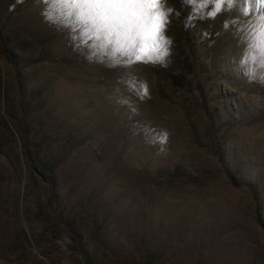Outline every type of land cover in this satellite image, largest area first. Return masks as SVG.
I'll return each mask as SVG.
<instances>
[{
	"label": "rangeland",
	"instance_id": "obj_1",
	"mask_svg": "<svg viewBox=\"0 0 264 264\" xmlns=\"http://www.w3.org/2000/svg\"><path fill=\"white\" fill-rule=\"evenodd\" d=\"M165 7L164 60L113 68L42 0H0V264H264L248 18Z\"/></svg>",
	"mask_w": 264,
	"mask_h": 264
},
{
	"label": "snow or ice",
	"instance_id": "obj_2",
	"mask_svg": "<svg viewBox=\"0 0 264 264\" xmlns=\"http://www.w3.org/2000/svg\"><path fill=\"white\" fill-rule=\"evenodd\" d=\"M201 18L223 11L247 17L240 29L247 45L240 63L264 69V0H188ZM45 16L53 23L75 28L81 39L87 35L91 47L107 58L109 67H130L135 63L162 62L171 43L165 36L169 16L174 11L165 0H42ZM249 21H254L249 22ZM228 26V22H225ZM249 79L257 72L249 67ZM264 82V71L259 73ZM139 95L147 94L140 86Z\"/></svg>",
	"mask_w": 264,
	"mask_h": 264
},
{
	"label": "trees",
	"instance_id": "obj_3",
	"mask_svg": "<svg viewBox=\"0 0 264 264\" xmlns=\"http://www.w3.org/2000/svg\"><path fill=\"white\" fill-rule=\"evenodd\" d=\"M174 84L178 85V83H174Z\"/></svg>",
	"mask_w": 264,
	"mask_h": 264
}]
</instances>
